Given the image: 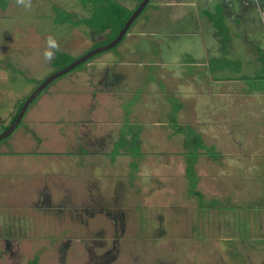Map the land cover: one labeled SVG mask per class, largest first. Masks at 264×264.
I'll return each instance as SVG.
<instances>
[{
	"label": "rangeland",
	"instance_id": "374dc122",
	"mask_svg": "<svg viewBox=\"0 0 264 264\" xmlns=\"http://www.w3.org/2000/svg\"><path fill=\"white\" fill-rule=\"evenodd\" d=\"M115 1L135 11L143 0ZM166 7L158 12L162 28L172 25L169 15L175 7L171 12ZM54 8L74 16L73 22L86 15L78 0H10L6 9H0V133L3 126L10 125L18 106L41 82L60 70L51 65L56 54H67V64L106 45L103 41L107 33L94 34L81 25H56ZM146 9L115 49L63 76H76L64 82L75 84L74 95V90L57 93L63 88L49 93L60 84L55 80L29 106L21 125L0 143V163L6 161L5 169L0 166V264H264V240H260L264 229L257 233L250 228L245 233L234 231L237 226L243 230L241 224L246 217L232 211L238 206L242 210L248 208L247 203L238 200L241 191L246 202L259 206V201H249L247 194L254 188L255 199H261L264 185L253 186L239 178L246 177L247 182L250 176L261 180L264 172L249 168V164L237 170L231 168L227 152H221L224 168L202 165L200 138L194 139L191 148L188 140L186 148L194 154L195 178L200 174L194 191L201 192V198L190 192L183 140L169 135L170 131L163 127L153 134L145 132L141 158L128 155L130 159L122 157L117 162L109 156L110 147L103 150L107 166L104 158H99V162L98 158L93 161L87 156L86 161L70 157L64 162L57 157L60 153L62 157L74 156L71 153L78 150L82 133L77 125L87 115L91 100L76 105L77 111L75 102L85 98L88 90L93 91L89 88L95 87L92 80L97 85L94 91L99 93L101 76L87 75L97 76L108 64L124 59L121 50L132 47L134 36L145 28L138 20ZM150 29L156 30L152 25ZM49 39L58 47L51 49L53 59L46 61L43 52ZM96 66L102 68L96 71ZM89 69L92 73L86 74ZM81 75H85V80ZM48 93L53 95V102L52 98L47 102ZM63 93L74 101H69L67 110L55 112L57 99L65 97ZM101 99L97 96L98 102ZM102 103L101 108L110 106L106 101ZM98 114H92V125L99 124L101 128L104 124L108 128L115 122L112 118L103 120ZM58 134L66 139L60 140ZM95 140L90 150L99 155L95 148L102 141L96 137ZM102 149L103 146L99 148ZM38 150H42L40 155L46 153L45 157L33 156ZM17 153L35 157V165L44 170H30L32 160L12 156ZM79 162L81 173L73 166H79ZM94 162L101 165L96 177L92 169L89 173L86 169ZM65 165L59 175L56 167ZM14 172L19 177L24 173L23 180L7 176ZM214 175L226 177L224 184L210 183L209 178ZM261 215L260 224L264 225V211Z\"/></svg>",
	"mask_w": 264,
	"mask_h": 264
},
{
	"label": "crops",
	"instance_id": "0c3cea01",
	"mask_svg": "<svg viewBox=\"0 0 264 264\" xmlns=\"http://www.w3.org/2000/svg\"><path fill=\"white\" fill-rule=\"evenodd\" d=\"M164 4L169 12L174 7L175 9L169 15L172 25L162 28L163 21L158 12L165 7L161 6ZM140 21L145 28L134 36L132 47L121 50L124 59L104 68L96 66V71H99V67L102 68L97 76L87 75L96 78L101 76V84L97 88L99 93L94 91L97 85L92 80L91 84L95 87L90 85L89 88H93V91L88 90L86 99L73 103L75 111L78 109L76 105L91 100L87 115L77 125L82 133L78 137V150L71 153L74 156L67 153L69 155L62 157L63 154L60 153L57 157L64 162L70 157L84 161L87 157L93 161L104 158V166H107V155L103 150L110 147L112 151L109 156L117 162L122 157L141 158L142 156L133 157L131 153L137 147L143 154L145 132L153 134V131L157 132L163 127L162 129L170 131L169 135L181 137L184 143L182 152L187 161L192 153L186 148L188 140L191 148L194 139L200 138L198 146L202 147V165L224 168L221 152H227L226 157L233 164L231 168L237 170L244 164H249V168L264 172V79L258 77L262 69L258 58L264 52V0H159L158 4L152 2L147 7L139 18L138 22ZM151 25L156 28L155 32L150 29ZM218 27L223 28L224 32L222 29L219 34ZM219 35L224 37L220 39ZM90 73L89 69L86 74ZM73 77L76 76L71 73L65 78H58L60 84L49 93H56V89L63 88L57 93L74 90V95L77 90L75 84L72 86L64 83L70 82L69 79H74ZM80 78L85 80V75ZM49 93L46 96L47 102L48 98H52L53 102V95ZM64 96L57 99L56 106L53 105L55 112L67 110L69 101H74L72 96ZM97 96L103 99L98 102ZM103 101L110 106L101 108ZM92 114H98L103 120L112 118L115 122L110 120L112 124L108 128L101 124V128H105L101 130L99 124L90 123ZM86 134L90 136H85ZM85 137L94 140L89 142ZM95 137L97 141H102L95 148L99 155L90 150V145L96 144ZM61 139L66 138L61 136ZM101 146L103 149L99 150ZM36 153L33 156L39 159L46 154L40 155L42 150ZM12 156L25 157L28 162L35 158L22 153ZM34 160L33 167L29 169L36 168L38 172L44 170L35 165ZM4 163H0L3 169ZM98 163L86 166L88 173L93 170L94 177L97 176V168L101 166ZM77 164L79 166L73 165L74 169L80 172L83 167L80 162ZM66 167L67 165L56 167L59 175ZM2 174L0 173L1 176ZM21 175L19 177L14 172L7 176L23 180L24 173ZM235 176L240 177V174ZM198 178H195L196 186ZM225 178L214 175L209 178V182L223 185ZM247 178L248 182L246 177L239 179H244L246 184L253 186L264 185V176L261 180L252 176ZM253 190L254 188L249 189L247 196L249 201H259V206L246 202L244 192L241 191L238 200L247 203L248 208L242 210L238 206L232 211L238 216L246 217L241 224L246 231L250 228V231L257 233L264 229V225L260 224L261 212L264 211V191L262 198L258 200L255 199L256 191ZM237 227L234 231L242 232ZM262 239L264 240L261 237L260 240Z\"/></svg>",
	"mask_w": 264,
	"mask_h": 264
},
{
	"label": "trees",
	"instance_id": "16d2710c",
	"mask_svg": "<svg viewBox=\"0 0 264 264\" xmlns=\"http://www.w3.org/2000/svg\"><path fill=\"white\" fill-rule=\"evenodd\" d=\"M9 1L10 0H0V9H6ZM78 1H79L80 7L85 11V14H86L82 19H79L78 21L73 22L71 20V18H73L74 16L69 15L66 12L61 11V10H59L57 8H54L53 11L55 13V18H54L53 22L56 25H59L61 27H65L67 25H70V26L81 25V26H84V27L88 28L94 34H105V33H107L106 39L103 41V42H105V44L110 43L112 40H114L118 36V34L123 29L125 23L127 22V20L130 18V16L133 13V11H130L127 8H124L123 6L118 4V2H116L115 0H78ZM139 1H141V0H139ZM147 7H148V5H147ZM131 27H130V29H131ZM222 29L218 27L219 34H221ZM223 32H224V29H223ZM225 41H226V38H225L224 42ZM115 48H113V49H115ZM98 55H100V54H98ZM98 55L94 56L90 60L94 59ZM67 59H68L67 54L58 53V54H56L55 58L53 59L51 65L54 68L63 69L65 67H67L68 65H70L72 62H74V61H70L69 63L64 64V62ZM258 60L262 64V69H261L260 75L258 77H259V79H264V52H261L260 57L258 58ZM89 61H87L86 63H88ZM86 63L78 66L77 68L73 69L72 71L74 72L75 70H79V68L81 69L83 66H85ZM72 71H70V72H72ZM36 99L34 100V102L36 101ZM23 103L18 106L17 112L12 117V120L10 121V124L15 121L17 115L19 114V112H20V110L22 108ZM21 123L17 126V128L21 125ZM7 128H8V126H3L2 130L4 131ZM2 141H4V140H2ZM133 150H134V152L131 153L133 157H140L141 156V153L139 152L137 147L134 148ZM85 155H87V154H85ZM193 158H194V154L191 153L190 154V158L187 161V165L188 166H187V169H186V177L189 180V185H190V188H191L190 192L192 193V195L201 198L200 193L194 191L195 187H196L194 164H195L196 161H194ZM244 230L245 229L243 228L242 231H244ZM244 233H245V231H244ZM31 264H36V262H32Z\"/></svg>",
	"mask_w": 264,
	"mask_h": 264
},
{
	"label": "water",
	"instance_id": "95a60500",
	"mask_svg": "<svg viewBox=\"0 0 264 264\" xmlns=\"http://www.w3.org/2000/svg\"><path fill=\"white\" fill-rule=\"evenodd\" d=\"M151 0H143L140 5L138 6L137 10L132 13L130 18L127 20L125 23L123 29L121 32L118 34V36L112 40L110 43L98 47L92 51L87 52L84 56L76 59L74 62H72L70 65L67 67L58 70L54 74L50 75L45 81L41 82L36 90L33 92L31 96L27 98V100L24 102L22 105V108L17 115L15 121L11 123L6 130H4L2 133H0V142L6 138H8L17 128V126L22 122L24 115L27 112V109L29 106L34 102V100L41 94L42 91H44L50 84H52L55 80L58 78L68 74L70 71L73 69L77 68L78 66L86 63L89 61L91 58L94 56L107 52L109 50H112L115 48L121 41L124 39V37L127 35L130 27L132 24L135 22V20L139 17V15L142 13V11L147 7V5L150 3Z\"/></svg>",
	"mask_w": 264,
	"mask_h": 264
},
{
	"label": "clouds",
	"instance_id": "9594fccd",
	"mask_svg": "<svg viewBox=\"0 0 264 264\" xmlns=\"http://www.w3.org/2000/svg\"><path fill=\"white\" fill-rule=\"evenodd\" d=\"M22 2V0H21ZM58 46L55 43L54 40L49 39L47 42V47L45 48L44 52H43V57L46 61H51L53 59L54 53L53 51H51V49H56Z\"/></svg>",
	"mask_w": 264,
	"mask_h": 264
},
{
	"label": "flooded vegetation",
	"instance_id": "af4514ba",
	"mask_svg": "<svg viewBox=\"0 0 264 264\" xmlns=\"http://www.w3.org/2000/svg\"><path fill=\"white\" fill-rule=\"evenodd\" d=\"M150 4H151V1H150V3L148 4V6H149ZM146 8H147V7H146ZM136 10H137V8H136ZM136 10H135V11H136ZM133 12H134V11H133Z\"/></svg>",
	"mask_w": 264,
	"mask_h": 264
}]
</instances>
